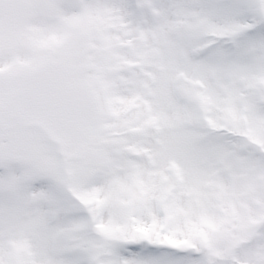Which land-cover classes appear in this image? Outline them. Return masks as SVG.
Wrapping results in <instances>:
<instances>
[{
    "label": "snow or ice",
    "instance_id": "snow-or-ice-1",
    "mask_svg": "<svg viewBox=\"0 0 264 264\" xmlns=\"http://www.w3.org/2000/svg\"><path fill=\"white\" fill-rule=\"evenodd\" d=\"M0 264H264V0H0Z\"/></svg>",
    "mask_w": 264,
    "mask_h": 264
}]
</instances>
